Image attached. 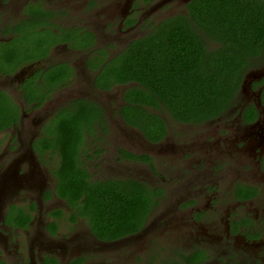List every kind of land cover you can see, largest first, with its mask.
Wrapping results in <instances>:
<instances>
[{
	"label": "flooded vegetation",
	"instance_id": "obj_1",
	"mask_svg": "<svg viewBox=\"0 0 264 264\" xmlns=\"http://www.w3.org/2000/svg\"><path fill=\"white\" fill-rule=\"evenodd\" d=\"M194 2L204 0H0V264H264V140L246 139L264 138L256 101L264 78L242 88L249 72L242 75L238 96L219 115L188 123L161 105L145 107L159 119L142 123L138 104L125 100L134 84H120V60L133 46L177 22L195 26ZM196 32L213 50L198 24ZM82 107L89 116L76 128L81 135L55 146L47 132ZM200 125L192 140H180L183 148L203 140L194 166H181L186 152L174 162L165 155L177 135L172 126L192 134ZM64 148L92 161V173L77 168L87 190L143 191L134 230L108 239L92 214L79 212L83 205L69 204L58 177ZM249 157L259 181L250 182Z\"/></svg>",
	"mask_w": 264,
	"mask_h": 264
},
{
	"label": "trees",
	"instance_id": "obj_2",
	"mask_svg": "<svg viewBox=\"0 0 264 264\" xmlns=\"http://www.w3.org/2000/svg\"><path fill=\"white\" fill-rule=\"evenodd\" d=\"M202 3L194 2L191 7L195 26L181 22L165 26L161 36L133 46L130 56L120 60V84H134L125 100L138 104L144 118L142 123L148 117L159 119L144 108L160 105L180 122L213 118L238 96L245 69L256 61L264 64L262 0H204ZM196 24L215 41V49L206 47L196 32ZM260 101L264 107V88ZM88 116L85 108H78L47 132L58 138L55 146L71 145L81 135L76 134V128L86 124ZM140 128L147 135L145 127ZM76 152L68 148L59 151L58 177L71 194L69 204L83 205L79 212L92 214V223L98 224L97 229L108 239L121 236L120 230L125 233L134 230L141 223L139 213L146 205L143 191L128 192L129 188L123 186L120 190L116 186L87 190L86 173L77 169L82 162L72 155ZM62 196L66 194L63 192Z\"/></svg>",
	"mask_w": 264,
	"mask_h": 264
},
{
	"label": "rangeland",
	"instance_id": "obj_3",
	"mask_svg": "<svg viewBox=\"0 0 264 264\" xmlns=\"http://www.w3.org/2000/svg\"><path fill=\"white\" fill-rule=\"evenodd\" d=\"M215 47H216L215 45L214 46H210L211 49H215ZM258 63L259 62L256 61L255 64L250 65L249 67H247L245 69L243 75L246 74V73H248L251 70H254V69H257V68H260V67L264 66V65L258 64ZM164 115L167 116L166 113ZM201 127L202 126L200 125L199 130L198 131H195L194 130L193 133L191 134L190 132L188 133L187 130L184 129V128H182V127L172 126V128L175 130V132L177 133V135H176L175 138H173V140H170V141H168V142L165 143V147H164L165 148V150H164L165 155L168 156L169 158L173 159V162H174L175 160L179 159V156H180V154L182 152H186L185 153L186 154V157L184 158V161H186V162L185 163H182L181 166H183L185 168H190V166H194V163L193 162H194L195 157L198 156V155H201V156L204 155L205 147L204 146L202 147L203 140H199L198 142L195 141L194 143L192 142V145L187 146V148H183L182 147V145H183L182 143L183 142L180 141V140L186 139V138H190V137H187V136H192V138H190L192 140L194 138V135L196 133H198L199 131H201V129H200ZM185 133H188V134L184 135ZM240 135L243 136V132H241ZM199 136H201V134L198 135L197 138ZM209 137L212 140V142H211V146H212L215 137H213L212 134ZM246 139H247V142H251V143L253 141L255 143V142L259 141V140H264V138L259 137L255 133L253 135H251L250 137L247 136ZM86 147L87 148H91L92 147V144H91V140L90 139L86 142ZM213 147H214V144H213ZM246 153H248V154L250 153L249 152V147L247 148ZM81 158H82V164H84V166L87 165L86 167H88L90 173L94 172L95 169L92 166V161L91 160L89 161L88 160L89 158L85 157V155H82ZM88 164H91V166H88ZM49 165L52 166L51 164H49ZM175 165H180V164L177 163ZM247 166L250 168L248 171H250L249 174H250V176L252 178L250 180V182L252 180L259 181L260 180L261 173L254 168V164L251 161V157H249L247 159ZM226 205L227 204H223V205L217 206L218 213H217L216 216L218 217V219L220 221L223 220V214H222V212L223 211H226V209H227V206ZM249 214L250 215H253L254 212L250 211ZM78 225H79V222L77 223L76 228H77ZM63 229H68V227H63ZM202 230H203V228L200 227L199 228V231L201 232ZM193 235H195V234H193ZM213 239H215V240L218 239V242H220V240H221V239H219L217 237H213ZM141 245H142V247H141ZM143 245H144V242H143V238H142L138 242L135 243L134 248H138L140 250L139 252H142L143 251V248H144Z\"/></svg>",
	"mask_w": 264,
	"mask_h": 264
},
{
	"label": "water",
	"instance_id": "obj_4",
	"mask_svg": "<svg viewBox=\"0 0 264 264\" xmlns=\"http://www.w3.org/2000/svg\"><path fill=\"white\" fill-rule=\"evenodd\" d=\"M247 80L246 82L244 81L242 84V88L243 86L246 87L249 84L250 79H254V80H260L262 78H264V67L260 68V69H255V70H251L249 71V73L246 76ZM258 103H260V95L258 96L257 100Z\"/></svg>",
	"mask_w": 264,
	"mask_h": 264
}]
</instances>
